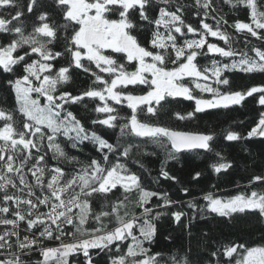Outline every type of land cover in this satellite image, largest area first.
Returning a JSON list of instances; mask_svg holds the SVG:
<instances>
[{
	"label": "snow or ice",
	"instance_id": "1",
	"mask_svg": "<svg viewBox=\"0 0 264 264\" xmlns=\"http://www.w3.org/2000/svg\"><path fill=\"white\" fill-rule=\"evenodd\" d=\"M224 2L233 9L243 6L249 10L251 22L237 20L233 27L237 32L250 34L264 45V0ZM52 3L63 22L57 23L51 13L40 11L36 16L39 23L34 24L31 33L26 34V25L22 20L25 5L21 0H0V33L11 34L6 44H0V67L12 73L17 65H21L26 73L8 81L15 90L19 120L16 113L0 108V193H3L0 195V225L4 226L0 230V256L4 257L0 259V264H28L23 256L36 250H39L42 260L35 264H70L69 258L78 253L85 258L84 264H93L91 249L119 253L121 244H124L126 252L115 256L112 264H161V254H151L150 249L144 247L155 237L157 228L153 220L161 215L157 212L153 216V209L147 205L152 197L163 200V205L158 207L174 202L166 193L144 189L140 178L118 160L108 164L109 153L118 152L122 157H129L137 145H114L95 131L89 133L64 106L82 102L85 98L98 99L102 106L97 105L94 111L106 116L93 120V124L113 129L119 127L121 136L134 134L146 138L164 147L169 159H176V154L186 150L211 151L212 134L175 131L154 120H160L168 106L178 98L195 100L193 111L174 113L180 120L193 118L196 113L207 109L242 105L253 94H259L258 103L264 106V86L225 92L218 87L230 86L225 72L264 73V46H253L251 51L255 56L241 53L239 61L233 60L231 64L218 60H211L210 65L199 64L198 56L214 54L231 58L237 55L236 49L231 47L232 37L220 28L221 22L226 24L227 21L223 17L217 19V16H212L217 21L215 28L205 22L210 13L217 11L212 0H194L193 7L204 9L199 27L186 22L187 6L176 3V0H52ZM154 3L164 6L158 8L156 18H151L149 10ZM43 7V0H28L26 11L31 14L34 9ZM140 21L153 26L149 47L138 40L136 33L142 27ZM188 34H192L193 38H187ZM209 36L218 38L228 47L210 43ZM60 39L64 41V50L55 51L53 46ZM109 49L125 54L128 62H135V70L129 71L125 64L105 54ZM65 54L68 65L54 71L53 62ZM93 66L98 71H94ZM73 67L93 77L94 86L79 95L58 91V85L70 82ZM102 74H107L108 78ZM210 79L212 84L207 83ZM130 85L132 89H129ZM136 86H145L143 94H135ZM196 89L211 93L213 98H197L194 95ZM33 93L46 98L47 104L42 105ZM115 105H126L131 110L130 115L119 117ZM141 115L145 118L142 119ZM118 119L124 123H118ZM58 134L72 140L73 148L77 147V142L93 141L103 155L100 160H90L74 175L66 173L60 166L49 167V150L53 153L52 159L75 160L57 142ZM253 136L264 137V113L247 133L248 138ZM226 139L237 141L242 137L235 131H229ZM216 155L219 156V153ZM213 167L216 173H220L231 165L218 163ZM160 175L173 181L177 179L163 166ZM200 175L195 173L193 179H198ZM256 182L264 183V176L253 177L250 184ZM118 186L124 193L138 194L136 206L143 209L140 216L127 211L121 215V208H126L121 199L101 204L99 211L93 210L94 194L107 201L108 194ZM183 191L186 194L188 190ZM205 200L208 201L207 211L221 217H231L246 210L258 211L264 216V191L252 190L226 199L208 194ZM41 207L47 211H41ZM188 207L195 209L197 206L189 203ZM172 215L179 224L186 214L174 212ZM109 216L116 219V226L111 230L105 227L102 219ZM89 218L97 221L98 226L84 228ZM21 222L26 225L23 237ZM37 225L42 226L39 236L28 235ZM67 225H72L74 231L65 232ZM65 236L72 239L64 242L62 238ZM41 238L60 243L55 247H46ZM129 238L131 243L125 244ZM211 255L217 257L219 264L218 253ZM222 255L227 258V264H264V246L247 247L233 243L223 248ZM163 264H190V261L187 255L172 256Z\"/></svg>",
	"mask_w": 264,
	"mask_h": 264
},
{
	"label": "trees",
	"instance_id": "2",
	"mask_svg": "<svg viewBox=\"0 0 264 264\" xmlns=\"http://www.w3.org/2000/svg\"><path fill=\"white\" fill-rule=\"evenodd\" d=\"M21 2L25 5V16L22 17V20L26 25V34L31 33L33 25L39 23L36 20V16L40 11L51 13L52 19L57 23L63 22L62 16L53 5L52 0H43L44 7L42 9H34L31 14L26 11L28 0H21ZM176 3H183L187 6L185 11L186 22L193 27H199L204 9L193 7L194 0H176ZM212 3L217 11L210 13L205 22L215 28L217 21L212 19V16H217V19L223 17L227 21L226 24L221 22L220 28L232 37L231 47L236 49L237 55L229 58L209 54L207 57L198 56L197 62L201 65H210L211 60H218L221 63L231 64L233 60L239 61L241 53L255 56L251 48L253 46H264L261 41L251 37L246 32H237L233 27L237 20L251 22L249 10L243 6L233 9L224 0H212ZM163 6L162 4L156 5L154 3L149 10L150 17L156 18L158 16V8ZM139 23L142 27L136 33L138 40L143 46L149 47V41L154 30L153 26L143 21ZM62 35L63 33H61ZM10 38L11 34L0 33V44H6ZM187 38H193L192 34H188ZM208 40L210 43H216L221 47H228L218 38L209 36ZM64 46L63 39H60L53 47L55 51H63ZM105 54L111 55L119 63L125 64L129 71L135 70V62H128L125 54L114 53L110 49L106 50ZM53 63L55 65L54 71L59 67L67 66V54ZM93 70L98 71L94 66ZM25 74L21 65H17L12 73L5 72L0 67V108L16 113L18 120L20 118L17 112L19 106L16 102L15 90L8 81L15 80ZM102 75L108 78L107 74ZM224 75L230 80V86H218L222 92L244 91L253 86H264V73H244L235 70L225 72ZM92 80L93 77L90 74L73 67L70 82L58 85V91H67L73 95H79L94 86ZM207 83L212 84L213 81L210 79ZM132 87L130 85L129 89H132ZM144 88L145 86H136L135 94H143ZM194 95L203 99L212 97L211 93L199 92L198 89L194 91ZM258 97L259 94H253V96L247 97L242 102V105L207 109L204 112L196 113L193 118L185 120L178 119L174 113L184 114L193 111L195 100L178 98V101H173L168 106L166 114L160 120H154L155 123L167 126L172 130L197 131L214 136L213 141L210 142L211 151L204 149L186 150L176 154V159H169L164 147L146 138L136 137L134 134L121 136L119 127L113 129L93 124V120L103 119L106 116V114L94 111L97 105L102 106V102L98 101V99L85 98L82 102L66 104L64 107L66 111H71L81 121L89 133L95 131L114 145H137V147L133 148L129 157H122L118 152L115 154L109 153L108 164L111 165L118 160L140 178V183L144 189L160 194L166 193L168 198L174 202L168 206L158 207V205H163V200L158 197H152L147 205L153 209V216L157 212L161 213V215L153 220L157 228L155 237L151 243L146 242L144 247L149 248L151 254L160 253L162 256L161 264L172 256L183 257L185 255L188 256L190 264H217V257L211 255L213 252L218 253L219 264H227V258L222 255L225 246L233 243L244 244L247 247L264 246V216H261L258 211L246 210L244 213H234L231 217H221L218 214L207 211L206 205L208 201L205 200V196L212 194L213 196L217 195L227 198L240 193H250L252 190L264 191V183L256 182L250 184L253 177L264 176V137H247V133L258 122L260 114L264 113V106L259 105ZM110 103L113 102L110 101ZM115 107L118 110L119 117H127L131 113V110L126 105H115ZM141 118L144 119L145 117L141 115ZM118 123L122 124L124 121L118 119ZM48 131L50 132V130ZM127 131L126 129L125 132L127 133ZM229 131L239 133L242 139L228 141L226 134ZM70 135L74 136L75 133ZM57 142L61 144L68 156L75 157V160L52 159L53 153L49 150L48 164L49 167L60 166L66 173L80 172L84 166L88 165L90 160H100L103 155L98 145L90 140L77 142V147L73 148L71 146L72 140L62 134H58ZM164 143L167 144V141L165 140ZM216 153H219V156ZM165 161H167L166 165ZM218 163H228L231 167L216 173L213 165ZM141 165L143 166L141 167ZM162 166L165 167L171 176L177 178L176 181L165 179L160 175ZM197 172L201 173V175L194 180L193 176ZM183 189L188 190L186 194ZM113 193L108 194L107 201L96 197L94 194L92 199L93 210L99 211L101 204L121 199L124 200L126 205V208H121V215L125 211L136 216L141 215L143 209L136 206L137 193H124V190L119 186L113 190ZM125 196H127L126 200L124 199ZM189 203H194L197 207L195 209L190 208L188 207ZM202 209L204 211H201ZM174 212L186 214L182 216L179 224L175 222L172 215ZM102 219L108 230L116 226L115 216ZM185 225H188V227H185ZM96 226H98V222L89 218L88 223L83 227L90 229ZM69 228L74 231L72 225ZM134 232L139 236L138 231L134 230ZM127 243H131L130 238L125 242V244ZM125 252L126 248L124 244H121L119 253L115 251L101 252L98 249H91L90 256L93 258V264H112L115 256ZM2 258L4 257L0 256V259ZM23 259L28 264H35L36 261L42 260V256L39 251H33L23 256ZM158 259H161V257H158ZM69 261L70 264H84L85 258L82 253H78L70 257Z\"/></svg>",
	"mask_w": 264,
	"mask_h": 264
},
{
	"label": "built area",
	"instance_id": "3",
	"mask_svg": "<svg viewBox=\"0 0 264 264\" xmlns=\"http://www.w3.org/2000/svg\"><path fill=\"white\" fill-rule=\"evenodd\" d=\"M29 179H33V178H31L30 176H29ZM37 194H39V193H37ZM0 195H3V193H0ZM41 211H47V209L46 208H44V207H41V209H40ZM0 226H2V225H0ZM68 226V225H67ZM67 226H65V228H64V231L65 232H67L68 230H67ZM4 227V226H3ZM11 226H9V228H10ZM25 227H26V225L23 223V222H21V224H20V232L21 233H24V234H26L25 232H24V229H25ZM3 228L1 227L0 228V230H2ZM40 230H42V226L41 225H37V227L36 228H33L32 230H31V232H29V233H27L28 235H32L33 233L35 234V236H39V231ZM66 237V236H65ZM65 237H63L62 239L64 240V242H69V240H66L67 239V237H66V239H65ZM41 239H43V238H41ZM13 240H15V237H13ZM43 241H46V239H43ZM51 242V244L50 245H47V244H45L44 246H46V247H55V246H57L60 242L59 241H50ZM36 251H39V250H36Z\"/></svg>",
	"mask_w": 264,
	"mask_h": 264
},
{
	"label": "rangeland",
	"instance_id": "4",
	"mask_svg": "<svg viewBox=\"0 0 264 264\" xmlns=\"http://www.w3.org/2000/svg\"><path fill=\"white\" fill-rule=\"evenodd\" d=\"M18 78H20V77H18ZM16 79H17V78H16ZM32 95H33L34 98L39 99L42 105L47 104V100H46V98L40 96L38 93H33ZM212 98H213V97L206 98V99H212ZM18 106H19V105H18ZM77 119H78V118H77ZM78 120H79V119H78ZM257 123H258V122H257ZM257 123H256V124H257ZM256 124H255L253 127H255ZM253 127H252V128H253ZM234 196H235V195H234ZM215 197H220V196L215 195ZM232 197H233V196H232ZM220 198H222V199H226V198H223V197H220ZM227 198H230V197H227ZM70 232H72V230H71Z\"/></svg>",
	"mask_w": 264,
	"mask_h": 264
},
{
	"label": "bare ground",
	"instance_id": "5",
	"mask_svg": "<svg viewBox=\"0 0 264 264\" xmlns=\"http://www.w3.org/2000/svg\"><path fill=\"white\" fill-rule=\"evenodd\" d=\"M190 132H197V131H190ZM198 133H204V132H198ZM205 134H208V133H205ZM77 173V172H76ZM75 173H73V175H74ZM23 207V206H22ZM69 226H71V225H69ZM3 228V226H0V228ZM67 232H70V231H67ZM34 234V233H33ZM32 234V235H33ZM23 235H24V233H21V237H23ZM35 235V234H34ZM66 237H67V239H66ZM65 237V239L66 240H70V239H72L71 237H69V236H66ZM78 238V237H77ZM45 244H47V245H50L51 244V242L49 241V240H46V241H43V245H45Z\"/></svg>",
	"mask_w": 264,
	"mask_h": 264
},
{
	"label": "water",
	"instance_id": "6",
	"mask_svg": "<svg viewBox=\"0 0 264 264\" xmlns=\"http://www.w3.org/2000/svg\"><path fill=\"white\" fill-rule=\"evenodd\" d=\"M175 131L190 132V131H184V130H175ZM190 133H198V132H190ZM200 134H205V133H200Z\"/></svg>",
	"mask_w": 264,
	"mask_h": 264
}]
</instances>
